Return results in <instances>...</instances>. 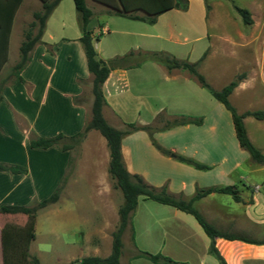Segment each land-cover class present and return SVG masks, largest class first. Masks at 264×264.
I'll use <instances>...</instances> for the list:
<instances>
[{
    "label": "crops",
    "instance_id": "0c3cea01",
    "mask_svg": "<svg viewBox=\"0 0 264 264\" xmlns=\"http://www.w3.org/2000/svg\"><path fill=\"white\" fill-rule=\"evenodd\" d=\"M25 1L15 14L8 58L0 72L9 61L16 20ZM85 3L92 11L86 29L92 32L97 57L109 61L134 52L122 66H110L102 83L106 102L102 107L104 119L117 129H125V124L138 128L121 139V155L127 171L140 175L156 188L165 186L169 194L186 201L197 188L234 185L231 176L239 163H231L223 155L216 166L208 151L210 142L207 141V148L199 142L203 137L200 132L203 127L205 138L214 141L217 131L215 110L221 108V103L206 88L208 93L202 90V86L185 69H168L163 63L144 57V53L164 50L177 59L199 62L206 52L204 61L210 55L207 50L216 37L205 31L209 30V26L213 27L208 21L210 10H206L199 0H188L186 10L169 9L159 14L154 23H147L109 13L111 5L117 4L118 0H85ZM29 4L27 17L23 21L31 18L41 6V1L29 0ZM192 4L197 6L196 16L191 10ZM247 6L252 21L254 6L264 16V0H250ZM185 20L189 21L187 25L191 27L188 30L185 29ZM200 30L206 33L201 34ZM188 31L197 32L192 40L197 41L195 50L198 53L191 57L181 47L188 41ZM81 36L82 28L73 0H60L46 20L41 42L31 49L26 65L19 72L22 80L14 75L13 79L3 83L0 90V163L19 165L27 172L0 171V206H31L54 192L67 173L72 148L63 150L59 145L33 148L29 143L37 137L57 134L74 136L83 130L91 117L93 74L87 68ZM22 40L23 29L17 45V59ZM251 78L245 77L232 92L248 90ZM164 112H168V116L179 113L202 117V123L161 128L165 122L158 120L157 116ZM257 121L258 128L264 129V119ZM144 127H156L152 137L161 147L172 154L205 164L208 168L198 169L161 153ZM173 129H183L182 132L186 133L187 137L181 138L180 148L162 143L163 133ZM94 131L89 130L85 138L92 140ZM95 138L102 155H97L90 166L100 179L99 185H104L103 178H111L108 173L109 149L102 135ZM201 145L205 151L200 150ZM261 169L264 166L255 171ZM245 179L246 176H238L241 183L246 182ZM249 185L253 189L254 186H259V189L264 186L256 182ZM247 186L244 183V187ZM215 193L219 192H210L194 200L193 207L216 229L248 239L216 237L214 247L220 256L226 264H264V197L255 189L251 196L247 193L244 195V202H209L208 199L214 197ZM143 198L138 197L132 217L136 250L134 259L141 257L139 251H146L160 253L185 264H220L209 250L211 238L192 214L156 201L141 204L139 200ZM105 206L112 212L115 209L117 214L119 205L111 202ZM104 225H108L105 217L101 220V230ZM0 264H3L2 255Z\"/></svg>",
    "mask_w": 264,
    "mask_h": 264
},
{
    "label": "rangeland",
    "instance_id": "374dc122",
    "mask_svg": "<svg viewBox=\"0 0 264 264\" xmlns=\"http://www.w3.org/2000/svg\"><path fill=\"white\" fill-rule=\"evenodd\" d=\"M199 1L206 7L205 0ZM249 1L207 0L208 10H210L208 21L210 20L213 27L209 26V30L206 29L205 31L215 34L216 37L212 41V46L207 50L210 55L204 61H202L203 59L199 62L196 61L197 70L216 90L221 89L239 73H244L245 77L252 76V83L248 90L241 93L234 91L229 96L231 104L238 113L246 110H264V16L262 13L260 14V9L254 6V21L250 24H243L241 17L234 10V5L246 9ZM29 8V0H26L18 13L15 32L11 41L9 61L0 72L1 84L14 77L12 66L18 60L17 45L21 31L22 29L24 31L28 23L33 20L31 16L29 20L23 21L27 17ZM40 8L39 5L38 10ZM191 10L196 16L197 6L195 4H192ZM184 22L186 23L185 29H190L191 27L187 25L189 21L185 20ZM180 24L182 25V22ZM199 32L201 34L206 33L203 30ZM196 33L188 31L190 34L188 41L181 46L184 48L183 52L190 57L198 53V50H195L197 41L192 40ZM201 89L208 93L205 88L201 87ZM220 106L221 108L215 110L217 131L214 141L211 138L208 140L205 138L203 127L200 130L203 137L200 138L199 142L206 148L207 141L210 142L208 151L216 166L220 163V158L223 155L229 158L231 163L236 161L239 163L233 170L231 180L232 183H235L239 196H242L240 202H244V195L246 193L250 195L256 189V186L253 189L249 184L256 182L259 185H264V169L255 171L264 164L254 162L249 153L239 146L233 134L230 113L221 104ZM168 114V112L162 113L160 121L166 122L167 119L175 116L173 114V116H168ZM176 114L180 115L179 113ZM244 123L252 143L264 154V129L258 128V121L252 116L245 117ZM182 130L173 129L163 133L161 136L162 143L180 148L182 146L181 138L187 137ZM87 134L72 147L69 168L59 185V198L55 205H48L49 207L38 210L34 216L5 213L0 215L1 249L6 244L24 245L28 247L30 255H35L39 259V264H69L84 256L99 255L105 257L110 253L112 232L119 225V216L115 209L112 212V209L107 208L105 204L113 202L120 207L123 197L121 191L115 187L112 178L104 177V185H99L100 179L90 164L97 155H100L99 157L102 155L95 138L101 135L95 130L93 139L87 140L85 138ZM202 145L201 151L204 150ZM239 175L246 176L244 183L248 185L247 188L244 187V183L238 180ZM258 192H260V196L264 197V186L262 189H258ZM143 199L139 200L142 202L141 204L143 202H155L147 198ZM208 200L209 202H238L231 195L222 193H215L214 197H210ZM142 209L143 206L140 207V210ZM104 217L107 219L108 225H104L101 230V220ZM29 219L34 221L32 239H30L29 232L30 224L27 221ZM12 230L16 232L13 234ZM132 230V224L129 222L122 232L119 264H155L144 256L139 259L133 258L136 250ZM1 255L2 252L0 260Z\"/></svg>",
    "mask_w": 264,
    "mask_h": 264
},
{
    "label": "trees",
    "instance_id": "16d2710c",
    "mask_svg": "<svg viewBox=\"0 0 264 264\" xmlns=\"http://www.w3.org/2000/svg\"><path fill=\"white\" fill-rule=\"evenodd\" d=\"M23 0H0V70L4 66L8 58L9 38L13 25L15 14L20 7ZM41 8L34 11L32 14L33 20L28 23L27 28L23 31V40L19 46V58L12 66V73L15 78L22 80L19 72L24 68L28 59L29 52L36 43L41 42V37L44 31L45 23L52 12L53 8L59 3L60 0H40ZM75 10L79 16L82 28V36L80 41L83 45L87 68L93 74L91 93L93 96L91 104V117L84 126L83 130L74 136L67 137L63 134H57L51 137H37L30 140V146L33 148H48L53 145H59L63 150H68L74 144L80 142L86 133L91 130H97L105 139L109 149V164L108 173L114 181L123 197V202L118 208L119 225L115 231L112 232L111 251L105 256L88 255L84 256L69 264H119V258L122 249L121 235L127 223L132 224V216L138 203V197L154 200L163 204H168L180 210L192 214L197 222L201 225L205 233L211 238L210 252L213 253L219 260L220 264H226L214 247V239L216 237H224L227 239L239 238L248 240L242 236H236L216 229L213 225L208 223L203 216L193 207L192 202L210 192L226 193L232 196L235 201H240L238 189L236 185L225 186H212L205 189L197 188L195 194L189 200L176 198L166 191L165 186L156 188L137 174H131L127 171L121 155V139L123 135L131 130L138 129L133 124H125V129H117L111 126L102 115V107L105 105V98L102 91V83L106 79L110 66H122L124 61L132 56L134 52L115 57L109 61L102 60L97 57L96 51L93 46L92 32L86 29V25L92 17V11L85 3V0H73ZM206 3V10L209 5ZM188 7V0H118L117 4L111 5L109 13H115L120 16L128 17L131 19L142 20L147 23H154L159 14L169 9H182L186 10ZM234 10L241 17L243 24H250L252 22L250 13L247 9L234 5ZM137 11H144V14H139ZM206 52L200 57L199 61L204 59ZM144 57L163 63L168 69L181 68L185 69L198 83L206 88L211 95L219 101L230 113L235 137L239 146L246 150L251 159L259 164H264V154L252 143L243 119L246 116H252L256 119H264V110H246L238 113L229 100V96L234 88L245 78L244 73L237 74L231 81L224 85L221 89L216 90L206 81L205 77L197 70V62H189L175 58L165 51H153L144 53ZM0 83V90L3 87ZM1 99V96H0ZM160 120V115L157 116ZM186 123L201 124L202 117H190L186 115H177L171 119H167L161 128H167L173 125H180ZM156 127H144L147 129L153 145L163 154L173 156L176 160L191 164L198 169H206L207 165L198 163L190 158L183 157L178 154H172L168 149L161 147L152 137L153 130ZM0 171H10L12 173H26L27 169L19 165H7L0 163ZM60 186L56 188L48 197L41 199L31 206L26 205H2L0 206V213L5 214H24L34 216L38 210L47 207L48 205L57 202L59 198ZM30 224L29 232L30 239L34 235L33 219L27 220ZM11 231V230H10ZM15 230H12L14 234ZM18 233V232H17ZM134 239V232L132 230ZM2 263L3 264H39V259L35 255L28 253V247L19 244H6L1 249ZM141 256L148 258L155 264H185L178 262L170 257L158 254H152L146 251H139Z\"/></svg>",
    "mask_w": 264,
    "mask_h": 264
},
{
    "label": "built area",
    "instance_id": "2783aa9c",
    "mask_svg": "<svg viewBox=\"0 0 264 264\" xmlns=\"http://www.w3.org/2000/svg\"><path fill=\"white\" fill-rule=\"evenodd\" d=\"M259 188H260V187H259V186H257V187H256V190H258Z\"/></svg>",
    "mask_w": 264,
    "mask_h": 264
}]
</instances>
